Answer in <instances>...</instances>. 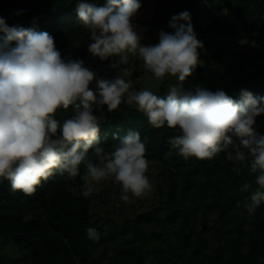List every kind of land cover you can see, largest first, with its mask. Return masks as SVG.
<instances>
[{
  "label": "clouds",
  "instance_id": "9594fccd",
  "mask_svg": "<svg viewBox=\"0 0 264 264\" xmlns=\"http://www.w3.org/2000/svg\"><path fill=\"white\" fill-rule=\"evenodd\" d=\"M140 8L139 0H104L103 6L76 0L79 25L90 34L88 52L101 61L115 58L113 69L128 65L130 56L139 58L158 84L175 78L164 95L131 90L132 81L120 75L101 79L82 60L63 59L48 32L10 27L0 17V182L32 194L57 174L77 177L83 163L86 198L94 185L109 178L121 185V200L147 194V137L129 131L114 137L118 143L108 152L101 146V121L94 114L104 106L111 113L134 104L153 128L178 133L170 144L185 160L210 161L225 153L228 161L247 167L258 187L243 207L254 214L264 201V134L256 128L257 118L264 116V96L241 90L234 99L221 88L186 89L184 82L200 63L198 50L204 48L190 13L173 15L172 31L161 30L158 43L145 45V30L137 23ZM21 14L23 10L16 13ZM123 72L128 75L129 69ZM61 109H71L73 115L61 122L56 118ZM90 150L99 163L88 158ZM251 187L246 183L240 191ZM86 236L97 241L101 233L88 227Z\"/></svg>",
  "mask_w": 264,
  "mask_h": 264
},
{
  "label": "trees",
  "instance_id": "16d2710c",
  "mask_svg": "<svg viewBox=\"0 0 264 264\" xmlns=\"http://www.w3.org/2000/svg\"><path fill=\"white\" fill-rule=\"evenodd\" d=\"M220 1L222 18L211 15V25L205 29L200 21L204 0H180L197 36L211 38L216 47L205 60L199 56L205 65L198 66L184 86L221 88L234 99H239L241 90L264 96V50L257 58L244 53L243 63L255 62L256 68L239 83H232L231 74L217 67L226 63V46L238 41L264 48V0ZM139 2L138 13L150 0ZM93 3L103 6L104 0ZM20 10L23 14L16 15ZM0 17L10 27L48 32L63 59L85 62L91 54L90 34L79 25L76 0H0ZM168 22L160 14L150 25L157 30ZM133 66L137 79L143 61L138 58ZM94 114L101 121V146L108 152L118 143L114 137L129 131L147 137L146 159L163 168L161 203L132 219L94 220V195L82 194L81 177L87 171L83 163L77 177L57 174L42 181L32 194L14 191L5 180L0 182V238L11 242L17 256L0 254V264H264V201L252 215L244 209L258 187L247 167L228 161L225 153L210 161L185 160L170 144L178 133L153 128L134 104H122L111 113L104 106ZM72 115L71 109H61L56 118L62 122ZM256 128L264 134V116L257 118ZM88 158L99 163L91 150ZM246 183L252 187L240 191ZM88 227L101 233L99 240L87 238Z\"/></svg>",
  "mask_w": 264,
  "mask_h": 264
},
{
  "label": "rangeland",
  "instance_id": "374dc122",
  "mask_svg": "<svg viewBox=\"0 0 264 264\" xmlns=\"http://www.w3.org/2000/svg\"><path fill=\"white\" fill-rule=\"evenodd\" d=\"M221 5L220 0H204V7L200 13V21L205 29L211 25V15H216L219 18H222L223 13L220 11ZM182 11L183 7L180 0H150L148 5L144 9L140 10L137 17L139 27L145 30V39L142 43L145 45L148 43H158L159 32L161 30L171 32L172 30L168 27L171 17L181 13ZM159 12L163 19H169V22L155 30L151 27L150 22L154 17L160 15ZM197 37L204 43V48L198 51L200 52V56H202L205 60L208 54L213 55L216 47H214V43L211 38H207L205 35ZM219 41H223V38H220ZM226 49V63L222 65L218 64L217 67L222 72H228L231 74L232 83H239L246 77L247 74L251 73L256 68L255 62L243 63L244 53L251 58H257L264 50L261 44H256L255 42L249 43L246 40L238 41L230 47L226 46ZM137 60L138 58L130 56L128 65H119L117 69H113L111 65L116 62L106 60L101 63L97 57L90 54L84 64L91 71L95 72L101 79H105L107 76L112 79L116 75H120L126 80H131V90L135 91L148 89L153 91L154 94L164 95L167 88L177 82L175 78H168L162 84H158L153 74L146 71L143 66L139 68V77L134 79L133 76L135 67L133 66V63ZM258 61V63H262L260 59ZM233 64L236 66L231 67ZM201 65H205V61L200 60L198 66ZM121 67L128 68L129 74L124 75V68ZM89 87L90 89H95V80ZM118 110H120V108ZM162 172L163 168L161 165L150 162L147 175L151 181V190L141 197H134L131 194H128L130 197L128 201L120 199L122 191L121 185L118 182H115L112 178L94 185L95 191L92 193L94 195V204L92 209L94 220H104L110 216L117 220L124 221L129 218L132 219L138 214L151 211L157 207L161 203L162 191L165 185L164 179L161 176ZM105 191H109L108 196ZM213 218H215V216ZM0 254H8L12 257L17 256V252L11 242L2 238H0Z\"/></svg>",
  "mask_w": 264,
  "mask_h": 264
}]
</instances>
